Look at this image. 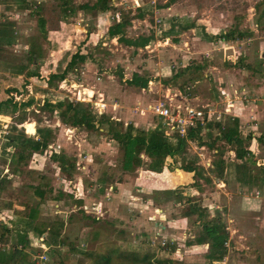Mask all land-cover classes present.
Here are the masks:
<instances>
[{
  "label": "rangeland",
  "instance_id": "rangeland-1",
  "mask_svg": "<svg viewBox=\"0 0 264 264\" xmlns=\"http://www.w3.org/2000/svg\"><path fill=\"white\" fill-rule=\"evenodd\" d=\"M94 1H35L42 9L30 12L38 14L43 24L31 25L29 38L33 44L28 43L29 49L34 51L38 47L40 55L46 57L43 60L53 59L55 71L66 69L71 54L77 50L87 57L84 61L75 60L67 68L65 78L54 79L49 86H42L43 81L34 77V84L14 86L15 90L10 93L0 90V105L6 95L20 100L33 97L28 106L14 108L9 101L2 104L1 121L6 124L3 127L7 133H1V129L0 133L7 142L1 135V148L12 136L37 139V134L25 131L24 121L31 133L35 130L32 123L35 121L36 131L47 125L54 135L45 150L33 153L21 164L20 170L26 178L15 193V202L0 199V221L16 229L13 233L20 229L31 232L34 224L45 227L44 223L60 220L64 223L59 239L50 237L48 229L41 235L29 232L31 245L27 250L36 252H31L21 264H45L50 258L56 262L65 258L66 264H97L96 260L105 259L109 254V260L114 262L119 259L113 256L117 254L115 251L134 255L148 253L149 260L157 255L170 257L174 264H216L207 256V243L196 244L202 222L214 219L223 225L227 234L225 264L254 263L252 250L245 251L248 253L242 250L246 247L258 248L257 254L261 253L263 259L264 229H259L262 218L247 215L244 219V215L240 217L237 213L241 196L252 195L257 188L241 186L235 181L233 161L236 160L230 153V145L221 140L209 144L217 134L215 127L208 132L204 126L201 144L194 138L187 139L186 153L177 156L175 163L167 160L171 164L160 172L148 169L145 162L148 160L143 155L140 165L125 171L121 168V151L106 133V125L98 131L85 126L72 127L62 122L58 110L49 115L47 111L38 112L37 108L44 95L53 100L69 97L73 103H87L94 113H97L95 104L103 103L99 107L106 110V116L115 115L122 124L133 122L145 128L141 121L150 120L151 114L138 108L160 96L165 99V89L169 88L176 93L180 91L191 106L203 111L211 109L207 121L212 124L217 121L234 126L237 119L244 144L248 149L256 145L260 151L257 157H264V101L260 99L264 75L255 71L264 69V0H107L105 11L79 7ZM140 12L142 16L137 15ZM120 19L129 20L125 26L127 37L151 36L148 44L136 48L110 37L108 26ZM229 29H237L242 35L235 31L229 34V39L223 38L221 34ZM7 46L9 52L15 48L9 43ZM2 51L0 48V55ZM239 58L242 60L238 61ZM16 62L9 67L17 71ZM39 66L42 73L50 68L45 62ZM181 67H187L186 71L174 77ZM141 76L151 79L146 88L129 84L131 79ZM250 103L259 106L252 109ZM257 136L259 140L252 141ZM200 145L205 147L199 148ZM54 151L63 156L62 164L51 158ZM218 152L227 165L221 174L213 168ZM192 157L203 168L196 184L191 173L178 168L183 158ZM32 159L35 163L30 166ZM11 160L0 155V175L2 165ZM32 185H42V198L33 192ZM1 186L0 178V189ZM58 194L60 198L56 199ZM14 203L15 208L22 207L16 210L15 218L6 211ZM29 208L40 211L35 219H27L25 225L23 220ZM244 221L249 227H258L257 231H246L251 240L247 246V240L238 236L243 235ZM43 238L45 242L52 239L48 256L42 252ZM162 239L168 242L167 249H162L165 246ZM5 242L0 248L13 251L16 247L12 237ZM70 245L75 250H68ZM82 252L92 254L84 256Z\"/></svg>",
  "mask_w": 264,
  "mask_h": 264
},
{
  "label": "trees",
  "instance_id": "trees-1",
  "mask_svg": "<svg viewBox=\"0 0 264 264\" xmlns=\"http://www.w3.org/2000/svg\"><path fill=\"white\" fill-rule=\"evenodd\" d=\"M64 2V1H63ZM80 9L86 8L90 10H101L105 11L108 9L107 0H95L92 4L82 3L79 5ZM138 16H142V13H138ZM43 22V20H42ZM129 20L120 19L114 20L107 28V34L110 37H115L117 41L128 46L134 47H144L150 41L151 36L140 34L136 37H127L125 35V26L128 24ZM239 33L237 29H229L228 32L221 34L223 38L229 39L230 35H233V32ZM230 34V35H229ZM87 57V54L82 51H75L71 54L70 60L67 63L66 69L64 68L61 71H55L48 75L46 85L49 86L52 84V80H62L65 78L67 73V68L74 64L75 60L84 61ZM242 60L241 58L238 59ZM187 67H181L173 76L176 77L179 74H182L183 71H186ZM255 71L264 75V69H258ZM149 79L147 76H141L138 79H131L129 84L137 86L139 88H146ZM164 82H166L164 80ZM168 82V81H167ZM166 82V83H167ZM15 90V87L9 89L8 92ZM14 93H17L16 91ZM10 102L11 105L16 108L21 107L22 105L28 106L33 102V97H28L26 100H20L19 98H14L10 96L4 102ZM38 112L47 111L49 115L53 114L54 110H58V114L63 123L71 125L72 127L76 126H85L87 129L99 130L101 126L106 125V133L117 143L118 148L121 151V168L125 171L133 169L135 166L140 165L143 162V155L148 161L146 167L152 171L160 172L163 169H166L170 165V161L173 163L176 162L177 156H182L186 153V146L188 144L187 139H195L199 144H201V130L202 124L196 123L194 126H190L187 130L186 136H177L174 139L168 138L164 134L161 121L156 119L144 120L141 121L146 125L145 128H139V125L132 123L123 125L120 121L115 119H110L105 114H97L92 111L90 106L83 102H74L69 97L52 99L48 95H44L41 101L38 103ZM21 120L24 119L20 118ZM40 120V119H38ZM235 125H224L220 122H215L214 124L205 121V127L207 131H211L212 127L217 129V134L212 138L209 143L212 145L216 140H221L226 142L231 146V149L235 155V160L233 161V173L234 179L241 186H261L264 182V165L258 163L257 156L252 153L250 149L244 144V137H241L239 130L237 129L238 120H234ZM52 130L49 126L40 127L36 131L37 139L33 137H19L12 136L11 140L15 144L16 151L14 156L18 164L25 162L34 152H42L47 148V145L51 142L54 135H51ZM23 135V133H22ZM171 137V136H170ZM217 160L214 162V169L218 174L222 173L221 170L223 166L227 168V165L221 158V153H217ZM51 158L56 161H60L62 164L63 156H60L58 152H51ZM170 160L169 162H166ZM144 162V163H145ZM169 163V164H168ZM232 164V163H229ZM258 167V168H257ZM179 169L191 173L194 177V182L196 184V178L203 171L201 165L195 162V159L187 160L183 158L182 162L179 163ZM224 169V168H223ZM256 170V171H255ZM253 171V172H252ZM103 181V178L100 179V182ZM169 191V190H168ZM33 192L42 198L43 191L38 187H35ZM61 191H59V194ZM59 194L56 199H59ZM199 213V212H198ZM37 214L36 208L30 209L27 212V215L24 217L25 221L23 223L26 225L27 219H35ZM199 215V214H198ZM42 224V223H41ZM45 227H42L39 224H34L30 229L36 235H41L45 230H50V237L58 238L63 229V221H56L55 223L46 224ZM41 227V228H40ZM223 225L217 220L213 221H203L202 222V231L201 234L196 238V243H207L208 244V258L209 259H219L224 256L226 253V248L224 246L225 238L227 234L223 231ZM12 228L5 223L0 221V244H5L8 238L12 237L14 239L15 248L13 251L6 249L5 247L0 248V264H21L24 259L31 256V251L27 250V247L31 245V239L27 237L28 230L22 231L21 229L14 233ZM15 232V230H14ZM13 235V236H12ZM44 241V238H43ZM46 242L52 243V239L47 240ZM72 245V244H71ZM70 245L68 250H75L73 246ZM167 249L166 246L162 249ZM30 250V249H29ZM34 250V249H31ZM35 251V250H34ZM114 252V249H112ZM92 254L91 252H87ZM117 258H124L134 264H174V259L170 257L156 256L154 260H149L150 254H140L134 255L129 252L115 251ZM153 255V254H151ZM110 254L106 255L104 262L108 263L110 259ZM27 261V260H26Z\"/></svg>",
  "mask_w": 264,
  "mask_h": 264
},
{
  "label": "crops",
  "instance_id": "crops-1",
  "mask_svg": "<svg viewBox=\"0 0 264 264\" xmlns=\"http://www.w3.org/2000/svg\"><path fill=\"white\" fill-rule=\"evenodd\" d=\"M26 1H27V3H26ZM35 1L37 2L39 0H32V1H28V0H0V48L3 49L2 55H0V90L3 93H5V90L12 89L14 86H21L22 83L24 85L26 83L34 84L33 83L34 77L36 78V80H38L40 78L43 81L42 86H44V84H46L48 75L52 72H55V70L52 67H55L56 63L53 59L43 60L46 57L43 58V56L40 55L41 52L38 50V47H35L34 51L32 48L29 49V47H28L29 44H33L31 42L32 39L29 38V31L32 30L31 25H35V24L37 25V23L43 24V22H42L43 19H41V17L38 14L36 15L33 12H30L32 9H35V11L42 9L41 6L37 7V4H40V3L36 4V3H34ZM31 3L33 5H35V8H33V5ZM32 15H34L35 17H33ZM44 24H45V20H44ZM6 26L8 28H6ZM8 34H9V36H8ZM39 36H41V35H39ZM27 38H29V39H27ZM47 39H48V37H47ZM7 43H9L11 47L13 45L15 46L14 49L12 48L13 51H11V52L8 51ZM4 52H5L6 56H4ZM59 57H57V58L59 59ZM14 60L17 61L16 64H18V66H19V68H18L19 70H17V71L14 70V68L9 67ZM40 62H45L46 67L47 66L49 67V65H50L49 69L46 68L48 70L46 73H42V71H40L38 69V68H41V66H39ZM38 74H40V75H38ZM38 81H40V80H38ZM35 84H37V83H35ZM259 90H260V88H259ZM257 94H259V93H257ZM260 94L263 95V96L261 95L263 98H260V99L264 101V91ZM9 97H10L9 95L8 96L6 95L3 98L8 99ZM1 99L2 98H0V100ZM2 104H4V102ZM2 104L0 105V127L6 126V124L4 125V123L1 121V118H2L1 114H3L2 112L4 111ZM258 106L259 105H257L256 103L251 104L252 109L255 107H258ZM263 110H264V108H263ZM54 111H57V110L55 109ZM242 111L243 110L241 108V112ZM32 123L34 124L33 126L35 129L34 132L32 133V135H34V134H36L37 127H36L35 121H33ZM27 124L28 123H26V121H24L25 127L27 126ZM28 130H30L29 127H28ZM1 133H0V136L2 135L1 137L4 140H6L5 137H3V134H1ZM259 138H260V136H257L255 138L252 137V141H257V140H259ZM6 142H7V140H6ZM13 143L14 142L9 139V143L3 145L2 146L3 148L0 147V149H2V150H0V155L8 157V159L12 158L11 161H8V164H11V168L9 167V165L7 163L2 165V174L0 175L1 183H2V186L0 189V199L15 202V198H14L15 193L17 194L19 186L21 184H24L25 181L23 180V178H26V176H25L26 174L22 173L20 170V166L22 163L18 164L15 160L16 156H14V152L16 151V149L13 148ZM49 144L47 145V147L49 146ZM201 147H205V146L200 145L199 148H201ZM252 147L255 148L256 145L252 146ZM253 148H250V150L252 151L253 154H255L257 156V153L260 152V151L258 152L259 148L256 147V151L253 150ZM230 153H232V155L234 154L232 149H231ZM262 158L264 159V157H260L257 159V161H258V163H261L263 165ZM29 163H28V165L32 166L31 163H35V161L32 159ZM2 179H3V181H2ZM29 184H33V183L29 182ZM32 186H34V185H32ZM36 186H34V187H36ZM41 186L42 185H39V187H38L40 190L42 189ZM256 188H257L256 189L257 191L255 190L254 191L255 193H252V195L244 194L243 196H241V198L239 197L240 198V204L238 206L237 213L239 214L240 217L244 215V219L247 218V215H253L255 219L256 218H262V219H260V224L257 220L255 222H256V224H259V229H261V228L264 229V182L261 186H256ZM14 208H15V203L10 204L6 207V211H7L8 216L11 215V216H14V218H15V217H17L16 210H18V209L20 210L22 207L20 206V207L15 208V209ZM0 209H2V208H0ZM13 209H14V212H13ZM30 209L32 210V208H29V209H27L26 213ZM39 211H40V209L37 210V213ZM26 213L23 212L22 214H26ZM256 228H258V227H249V225L246 224L244 221V227L241 229L243 231V235L239 234L238 236L247 240V242L245 243L246 246L251 244L250 243L251 240H248L249 237L246 236V234H247L246 231H251V230L257 231ZM14 230L16 231V229H13V231ZM29 232L30 231L27 232L28 238H30V235H31L30 233H32V231L30 233ZM251 233H255V232H251ZM253 241H254V239H253ZM247 243H249V244H247ZM42 244H44V246L46 248V250H45V248H43L42 252L44 251L43 253H46L48 256V252H49L48 250L52 247L51 246L52 243H48V242L43 241ZM193 244H195V243H193ZM196 244L199 245L198 243H196ZM252 244L254 245V242ZM245 245H243V247H246ZM263 247H264V242H263ZM238 248H240V247H238ZM257 249L258 248L247 249V247H246L245 249H242V250L244 252L252 250V254H254V256H255L254 257L255 262L252 264H264V256L262 257L263 259H261V257H260L261 253L257 254V251H256ZM262 251H263L262 255H264V248H262ZM31 252H34V250H31ZM35 252H36V250H35ZM245 253H248V252H245ZM86 254H87V252L83 253L84 256H86ZM113 256L116 257V255H114V253H113ZM224 257H226V255L223 256L222 258H220V260L219 259H212L210 262L216 261V262H214L216 264H225L226 258L224 259ZM96 261H97V264H134V263H131L130 261H128L124 258H119L118 261L114 260V262L112 259V260H109L108 263L104 262V260H96ZM220 261H222V263ZM65 262H66L65 258L60 259V262H56L55 259L50 258V261L48 260L46 263L45 262L44 263L45 264H66Z\"/></svg>",
  "mask_w": 264,
  "mask_h": 264
},
{
  "label": "built area",
  "instance_id": "built-area-1",
  "mask_svg": "<svg viewBox=\"0 0 264 264\" xmlns=\"http://www.w3.org/2000/svg\"><path fill=\"white\" fill-rule=\"evenodd\" d=\"M165 91V99H162L160 96L157 98V100H153L152 102L138 109L141 112L144 111V109L148 110L151 114V119L154 118L157 121H161L164 134L168 137L185 136L187 134L188 128L190 126H194L196 123L202 124V129L204 128L205 121H207L210 117L209 111L211 109L203 111L200 107L191 106L190 101H188L185 96L183 97L180 91L176 93L174 90L169 88H166ZM169 92L171 93V96H169ZM76 100H78V98ZM99 105L104 104L100 103ZM99 105L96 103L94 106V109L97 110V114H106V110H104L102 106L99 107ZM108 117L110 119H117V116L115 115H108ZM126 124L127 122L124 121L123 125ZM5 128L6 127H0L3 134L7 133ZM24 129L27 133H29L25 126ZM167 243L168 242L165 241V239L162 241V244L165 246Z\"/></svg>",
  "mask_w": 264,
  "mask_h": 264
},
{
  "label": "clouds",
  "instance_id": "clouds-1",
  "mask_svg": "<svg viewBox=\"0 0 264 264\" xmlns=\"http://www.w3.org/2000/svg\"><path fill=\"white\" fill-rule=\"evenodd\" d=\"M23 126V125H22ZM24 127V126H23ZM33 133V132H32ZM31 132H29V134H32Z\"/></svg>",
  "mask_w": 264,
  "mask_h": 264
}]
</instances>
